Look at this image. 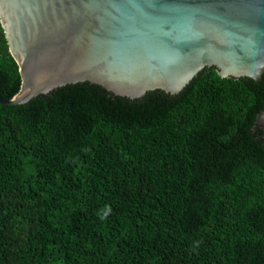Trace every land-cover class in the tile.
I'll list each match as a JSON object with an SVG mask.
<instances>
[{
    "label": "trees",
    "instance_id": "trees-1",
    "mask_svg": "<svg viewBox=\"0 0 264 264\" xmlns=\"http://www.w3.org/2000/svg\"><path fill=\"white\" fill-rule=\"evenodd\" d=\"M20 86L0 24V100ZM261 78L89 82L0 103V264H264Z\"/></svg>",
    "mask_w": 264,
    "mask_h": 264
},
{
    "label": "water",
    "instance_id": "water-1",
    "mask_svg": "<svg viewBox=\"0 0 264 264\" xmlns=\"http://www.w3.org/2000/svg\"><path fill=\"white\" fill-rule=\"evenodd\" d=\"M0 24L20 74L7 105L81 82L133 100L204 68L264 72V0H0ZM255 128L264 144V108Z\"/></svg>",
    "mask_w": 264,
    "mask_h": 264
}]
</instances>
